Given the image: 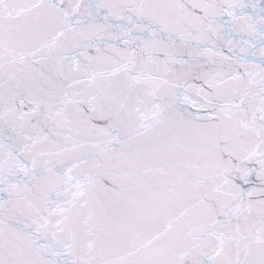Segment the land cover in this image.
Returning a JSON list of instances; mask_svg holds the SVG:
<instances>
[{
  "label": "snow or ice",
  "instance_id": "obj_1",
  "mask_svg": "<svg viewBox=\"0 0 264 264\" xmlns=\"http://www.w3.org/2000/svg\"><path fill=\"white\" fill-rule=\"evenodd\" d=\"M0 264H264V0H0Z\"/></svg>",
  "mask_w": 264,
  "mask_h": 264
}]
</instances>
